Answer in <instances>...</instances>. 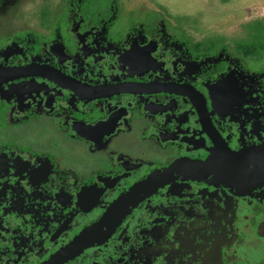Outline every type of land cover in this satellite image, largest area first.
Here are the masks:
<instances>
[{
	"label": "flooded vegetation",
	"instance_id": "af4514ba",
	"mask_svg": "<svg viewBox=\"0 0 264 264\" xmlns=\"http://www.w3.org/2000/svg\"><path fill=\"white\" fill-rule=\"evenodd\" d=\"M122 1L0 0V264H264V180L192 172L264 164V21L200 34Z\"/></svg>",
	"mask_w": 264,
	"mask_h": 264
},
{
	"label": "rangeland",
	"instance_id": "374dc122",
	"mask_svg": "<svg viewBox=\"0 0 264 264\" xmlns=\"http://www.w3.org/2000/svg\"><path fill=\"white\" fill-rule=\"evenodd\" d=\"M34 2L26 3V11L37 7ZM121 3L122 10L134 12L137 20L142 16L140 11L164 9L170 23L181 22L185 27L199 29L200 34L239 35L248 23L264 21V0H123Z\"/></svg>",
	"mask_w": 264,
	"mask_h": 264
},
{
	"label": "water",
	"instance_id": "95a60500",
	"mask_svg": "<svg viewBox=\"0 0 264 264\" xmlns=\"http://www.w3.org/2000/svg\"><path fill=\"white\" fill-rule=\"evenodd\" d=\"M258 151L259 152L255 153L256 157L260 159L263 158L264 148H259ZM249 154H251L249 151H243L234 155L232 153H228L229 165L218 163V156L215 155L206 161L197 162L192 165L195 167L192 169V172H194V175H198L205 180L224 179L226 182L251 181L253 179L261 181L264 180V170L261 167H264V164H257L252 160L247 161L244 159V157H247ZM231 161L233 162L231 163ZM179 166V163H175L169 168V171L167 169V172L176 170ZM257 166H260L261 169L257 168ZM164 174L167 173L165 172ZM160 182L161 180L156 176H151L149 179L138 183L127 195L116 201V205H120L121 207H112L107 215L102 219L101 226H105L107 223L114 225L127 211L132 208L130 206L135 204L136 200L147 192L154 190Z\"/></svg>",
	"mask_w": 264,
	"mask_h": 264
},
{
	"label": "trees",
	"instance_id": "16d2710c",
	"mask_svg": "<svg viewBox=\"0 0 264 264\" xmlns=\"http://www.w3.org/2000/svg\"><path fill=\"white\" fill-rule=\"evenodd\" d=\"M249 26L250 27H253V28H257V29L259 28V29H261V28L264 27V24L263 23L261 24L259 21H256V22L250 24Z\"/></svg>",
	"mask_w": 264,
	"mask_h": 264
}]
</instances>
